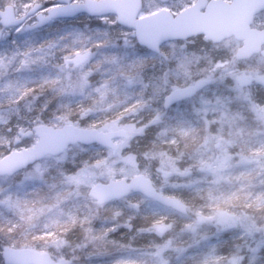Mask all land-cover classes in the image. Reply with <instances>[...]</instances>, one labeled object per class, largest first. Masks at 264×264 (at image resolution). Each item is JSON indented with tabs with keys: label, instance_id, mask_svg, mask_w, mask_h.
I'll list each match as a JSON object with an SVG mask.
<instances>
[{
	"label": "rangeland",
	"instance_id": "374dc122",
	"mask_svg": "<svg viewBox=\"0 0 264 264\" xmlns=\"http://www.w3.org/2000/svg\"><path fill=\"white\" fill-rule=\"evenodd\" d=\"M38 1L55 2L0 0V7L10 4L20 15ZM193 2L142 0L138 16L160 9L176 14ZM84 17L67 25L53 21L47 26L51 30L44 32H24L22 26L9 29L0 26V119L17 115L22 119L34 102L40 103L43 112L46 102L54 100L49 109L50 125L73 124L69 116L83 108L87 117L82 111L73 116L82 119L87 127L101 131L122 128L127 138L116 141L118 149L113 154L98 146L73 145L58 156L43 158L19 177H2L0 240L5 233L25 246L48 252L54 259L61 256L70 259L63 241L67 229L78 227L76 234L83 248L76 264H98V259L105 257L116 259L111 264H136L137 256L124 250L130 242L114 238L112 230L128 227L127 216L122 222L117 218L124 210L126 213L142 205L154 227H165L166 231L155 240L165 247L195 244L200 227L237 228L242 244L254 243L242 264H264V237H258L264 229V100L262 105L252 104L258 100L257 94H264V85L255 82L264 80V59L255 54L236 60L234 51L241 42L233 37L219 43L205 41L202 36L168 41L159 53H152L140 47L133 29L118 25L114 15ZM27 21L32 23V18ZM251 26L264 29V10L254 16ZM51 35L54 56L60 59L55 66H49L46 60L47 50L52 49L46 48ZM91 47H94L92 51ZM85 53H90L86 60L73 61ZM42 73L46 76L41 77ZM236 76L250 77L251 84L238 87ZM30 78H35L38 87L44 88L42 96L29 98L26 85ZM200 78H209L211 82L189 100L162 108V98L170 90ZM152 125L159 126L156 133L148 131ZM198 126L201 131L196 130ZM28 128L24 126L20 131ZM196 131L201 134H195L198 140L195 150L181 160L189 172L179 189L184 191L198 183L207 196L225 189L227 197L221 193L219 207L201 204L200 209L192 211L193 216H182L138 194H130L103 208L87 197L88 187L96 182L128 179L138 173L147 176L157 187V177L173 169V162L162 145L175 143L182 135ZM35 139L33 134L8 135L0 127V146H8L5 154L31 146ZM153 169H158L159 174L158 171L152 174ZM38 186L44 188L41 193ZM168 187L177 189L175 184ZM37 193H40L38 197L32 196ZM237 193L244 197L240 202ZM93 227L104 228L102 231L97 228V232ZM176 227L188 232H172L173 236L162 239L163 234ZM147 230L143 229V236L148 235ZM4 245L14 247L10 243ZM219 251L212 248L197 254L190 264H239L234 257L222 263L224 258ZM234 252L233 255L239 254V250ZM142 264H166V260L164 257L154 261L144 259Z\"/></svg>",
	"mask_w": 264,
	"mask_h": 264
},
{
	"label": "water",
	"instance_id": "95a60500",
	"mask_svg": "<svg viewBox=\"0 0 264 264\" xmlns=\"http://www.w3.org/2000/svg\"><path fill=\"white\" fill-rule=\"evenodd\" d=\"M141 4V0H83L81 2L56 0V4L51 5L45 14H42L36 13L42 7L41 3L36 2L25 14L18 17L15 16L11 5H5L0 9V24L3 27H17L26 16L36 13V21L24 27L27 31L44 27L52 20L71 19L79 14L98 17L114 14L119 25L134 30L133 36L137 44L153 53H158L160 45L164 42L203 35L205 40L213 43L229 37L241 41L242 44L234 53L237 60L249 58L257 53L264 59V47H262L264 29L250 26L253 16L264 9V0H230V2L196 0L194 4L175 15L161 9L138 17ZM73 61L82 62L83 57H75ZM235 80L239 87H245L250 83L247 77L238 76ZM210 82V79L202 78L187 86L173 88L163 97L162 107L168 108L181 100L193 97ZM261 83L264 84V81ZM31 133L36 136V140L30 147L12 150L0 158V176H11L46 156H58L75 144L98 145L115 151L118 147L115 140L126 138V131L122 128L100 131L68 123L61 127L35 124L24 135ZM130 192L138 193L179 214L184 215L187 211L186 206L178 198L157 191L143 174L133 175L129 179L119 178L96 182L88 188L87 196L99 206L112 200H119ZM156 231L163 233L165 228L160 226ZM261 233L264 236V230ZM0 258L2 264H70V261L64 257L55 260L47 252L29 247L3 246Z\"/></svg>",
	"mask_w": 264,
	"mask_h": 264
},
{
	"label": "trees",
	"instance_id": "16d2710c",
	"mask_svg": "<svg viewBox=\"0 0 264 264\" xmlns=\"http://www.w3.org/2000/svg\"><path fill=\"white\" fill-rule=\"evenodd\" d=\"M85 18L84 16H77L75 19H82ZM72 20H62V21H54L56 24H69L71 23ZM53 24L50 23L49 26ZM48 26V27H49ZM48 27L39 30L40 32L44 31H49L51 29H48ZM53 39L52 35L51 37H48L47 41V47L51 46V50H47V62L49 66H55L60 63V59L56 58L54 56V47L53 46ZM94 47L89 48L90 51L93 50ZM36 67V66H34ZM29 70H31V67H28ZM114 70V69H113ZM34 71V70H33ZM115 72V71H114ZM46 74L42 73L41 77H45ZM29 83L26 85L27 87V93L30 94L29 98H36L39 96H42L44 94V88L43 87H38L37 85V80L35 78H30ZM1 90V86H0ZM2 92L0 91V96ZM258 100L253 101L252 104H257L260 103L261 105L263 104L264 100V94H257ZM54 100H48L45 104L44 109H42L43 112H41V107L39 102H34L32 104V109L28 110L25 112L24 115H22V119L20 115H17L15 117H11L6 120L0 119V127L2 130H4L5 133L8 135H11L15 132H19L20 129L24 126H31L35 123H48L50 124L51 119L50 117V111L49 109L51 108ZM83 110L79 109L78 113H72V115L69 116V121L75 125L81 126V127H87L88 124L84 123L82 119H76L73 115L80 114V112ZM247 110V109H246ZM248 111V110H247ZM41 112V113H40ZM85 111H82L84 113ZM251 114V113H250ZM84 117H87L86 113L83 115ZM153 126V127H152ZM151 127L148 128V131H153L157 132L159 126L158 125H152ZM197 131H201V127L198 126L196 128ZM197 131L194 133L188 132L184 136L182 135V138L178 140L177 142H172L171 144H166L164 143L162 145L163 151L167 154V156L172 160L173 162V169L171 171H166L165 176L157 177V189L162 191L165 194L173 195L176 196L180 199H182L186 205L188 206V213L187 216H193L194 213L192 211H197V209H200L201 204H205L206 206H212V207H219L221 205V199L220 195L221 193L227 197V194L225 192V189H221L220 193H214L212 196H207L204 193V189H202L199 184H195L194 186H190L186 188L184 191H181L180 183H184V178L185 175H187L188 170H185V165L181 161L182 159L185 160V158H188L190 154L193 153L195 150V146L198 143V140H196L195 136H199L197 134ZM196 134V135H195ZM78 147V145H77ZM91 148L94 146H90ZM8 150L7 145H1L0 146V156H2L6 151ZM181 165V167L179 166ZM180 174L179 171L183 170ZM190 170L193 172V170L190 168ZM159 170L153 169L152 174H157L156 172ZM20 173L13 175L12 177H5V179H13L16 177H19ZM2 177H0V180ZM161 182H160V181ZM162 180L164 185H162ZM192 180V178H191ZM175 184L177 189H170L168 186ZM38 192H42L44 188L42 186H38L39 188ZM190 189V190H189ZM40 193L34 194L32 196H39ZM229 193V192H227ZM238 194V196H237ZM236 197L237 199L242 200L244 197L241 195L242 193H237ZM34 198V197H32ZM119 201H113L112 203H118ZM109 204H105L103 207H107ZM99 207V208H101ZM126 210H124V213L117 218L118 222H122V220L127 216L130 219V223L128 227H121L118 226L115 229L112 230L113 232V237L118 239V240H124V241H129L130 244L128 246L127 250L128 253H133L137 257V263L142 264L144 259H151L154 261V259L159 258V257H164L166 260V264H190L191 261L195 260L193 257L197 254H202L205 253L207 250H210L212 248H218L220 251V255L224 258L222 260V263L225 262L226 259L234 257L236 261H238L239 264H242L246 259V256L250 254V251L254 245V243H244L242 244V237H239L237 228H227V229H222V230H217L216 227H211L209 230H207L204 227H200L202 229H199L197 231L196 235V243L191 244V245H184L180 246L179 248L174 246H163L161 243H157L155 240L160 237V235L156 234L154 232V229L157 225H152L150 222V218L146 216L147 212L143 208L142 205H138L131 209H129L126 213ZM258 214V211L256 212ZM97 226L99 225V221H97ZM150 227H146V226ZM2 228V227H0ZM78 227H70L67 229L66 235V240L63 241V246L67 248L66 252L68 253L71 264H76L77 261L76 259L79 258L82 255V248H83V243L78 242V235L76 234ZM95 231L97 228L102 231L104 227H93ZM177 228V230H176ZM173 228L172 230L168 231L167 233L163 234L161 237L162 239L166 236H173L174 232L175 234L178 233H184L188 232L187 229L183 227H176ZM143 229H148V235H142ZM99 231V232H100ZM111 232V231H110ZM145 233V232H144ZM64 235V236H65ZM2 239L0 240V249L5 243H10L13 244L15 247H21L24 244L21 241H15L13 238H10L9 235L2 233ZM260 234H258V237ZM256 237H253V240H256ZM123 241V242H124ZM30 246L33 245V242L29 241ZM25 246V245H24ZM34 246V245H33ZM141 247V248H138ZM177 246V245H176ZM246 246V247H245ZM235 250H239V254L236 253L233 255ZM53 255H56V252L53 253ZM117 258V257H114ZM92 260V259H91ZM114 260L113 257H105L102 259H98V264H111ZM0 264L1 260H0Z\"/></svg>",
	"mask_w": 264,
	"mask_h": 264
}]
</instances>
